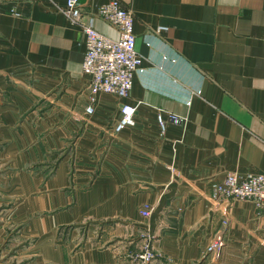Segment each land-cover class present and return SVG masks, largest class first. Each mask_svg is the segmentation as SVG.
Segmentation results:
<instances>
[{
  "label": "crops",
  "instance_id": "0c3cea01",
  "mask_svg": "<svg viewBox=\"0 0 264 264\" xmlns=\"http://www.w3.org/2000/svg\"><path fill=\"white\" fill-rule=\"evenodd\" d=\"M105 1L79 3L117 38ZM120 1L142 66L88 113L65 0H0V264H139L147 233L152 264H264V210L213 195L229 171H264V0ZM122 102L135 122L115 132ZM158 110L182 120L162 132Z\"/></svg>",
  "mask_w": 264,
  "mask_h": 264
},
{
  "label": "built area",
  "instance_id": "2783aa9c",
  "mask_svg": "<svg viewBox=\"0 0 264 264\" xmlns=\"http://www.w3.org/2000/svg\"><path fill=\"white\" fill-rule=\"evenodd\" d=\"M64 15L73 26H77L84 34L85 50L82 60V70L89 76V103L85 107L88 113L93 112L96 94L100 92L112 93L120 98L127 97L133 83L134 73L141 68L142 55L135 48L133 32L134 12L124 6L120 0H107L98 4L97 13L103 19L114 25L118 30V37L107 36L94 27L93 16L82 13L79 0H65L61 7ZM166 29L159 25L154 31ZM0 30V40H1ZM136 104L122 102L120 114L113 129L120 131L135 122ZM157 121L163 132L168 120L179 122L182 118L168 112L167 118L162 110H158ZM213 195L222 200L248 199L257 208L264 210V171L239 174L236 171L227 172L223 179L213 187ZM142 215H150L151 208L144 204L139 208ZM222 240L215 238L206 246L209 252H217L221 248ZM156 255L153 246V234L147 233L141 250L136 254L139 264H152Z\"/></svg>",
  "mask_w": 264,
  "mask_h": 264
}]
</instances>
